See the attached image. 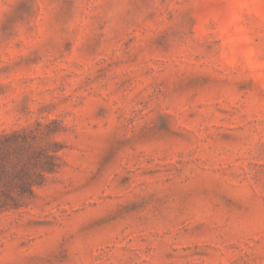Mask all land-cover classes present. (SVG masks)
I'll return each instance as SVG.
<instances>
[{
    "label": "rangeland",
    "instance_id": "obj_1",
    "mask_svg": "<svg viewBox=\"0 0 264 264\" xmlns=\"http://www.w3.org/2000/svg\"><path fill=\"white\" fill-rule=\"evenodd\" d=\"M48 119L0 264H264V0H0V129Z\"/></svg>",
    "mask_w": 264,
    "mask_h": 264
},
{
    "label": "trees",
    "instance_id": "obj_2",
    "mask_svg": "<svg viewBox=\"0 0 264 264\" xmlns=\"http://www.w3.org/2000/svg\"><path fill=\"white\" fill-rule=\"evenodd\" d=\"M56 119L20 129H0V212L20 208L61 166Z\"/></svg>",
    "mask_w": 264,
    "mask_h": 264
}]
</instances>
